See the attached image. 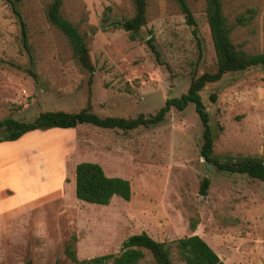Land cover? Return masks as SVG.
<instances>
[{"label": "rangeland", "instance_id": "obj_1", "mask_svg": "<svg viewBox=\"0 0 264 264\" xmlns=\"http://www.w3.org/2000/svg\"><path fill=\"white\" fill-rule=\"evenodd\" d=\"M50 1L14 3L25 48L8 3L0 0V120L30 121L39 112L86 106L98 117H146L185 93L190 79L214 71L204 0H185L195 35L172 0H145V25L135 41L119 25L132 15L129 0H62L60 14L83 34L94 66L87 84L65 38L44 18ZM220 1L233 25L231 43L248 54L264 52V0ZM249 9L247 23L235 25ZM149 33L158 62L144 44ZM200 95L215 134L213 154L264 161V67L225 75ZM200 134L188 104L181 112L170 108L153 127L123 132L82 124L31 132L6 146L8 155L0 153V264H77L63 253L71 239L81 261L116 255L125 238L141 232L167 246L194 234L224 264H264V183L206 165ZM80 162L127 180L129 200L113 197L106 206L76 200L73 168ZM202 178L209 180L204 196L198 193ZM142 252L138 264H154ZM169 258L182 264L173 247Z\"/></svg>", "mask_w": 264, "mask_h": 264}, {"label": "trees", "instance_id": "obj_2", "mask_svg": "<svg viewBox=\"0 0 264 264\" xmlns=\"http://www.w3.org/2000/svg\"><path fill=\"white\" fill-rule=\"evenodd\" d=\"M18 25L20 38L26 48L25 25L17 10L15 2L19 0H5ZM132 6V15L122 18L119 25L127 34L130 41L139 38V31L145 25V0H129ZM184 19V23L192 28L196 34L194 19L186 5L185 0H172ZM62 0H51L44 10L46 22L54 27L66 40L70 50V57L81 73L87 76L90 84L94 66L88 54V47L83 34L67 21L61 14ZM248 16L238 15L235 25H245L252 17V11L247 10ZM204 17L208 28L209 37L214 54V71L204 72L198 77L190 79L185 93L178 97L165 99L163 105L149 116L137 115L135 118L123 117H98L90 112L88 106L76 111H43L39 112L30 121H20L12 118L0 120V143H9L18 140L25 134L50 129L67 130L82 124L91 125L101 129L121 130L123 132L136 128H148L160 124L169 111L174 108L181 112L188 104L193 106L201 125V145L199 155L203 162L215 171L242 175L249 179L264 183V161L255 158H236L234 160L221 159L213 154V141L215 134L210 125L209 114L201 99V91L206 85L214 84L225 75L242 73L258 67H264V52L248 54L236 48L230 41L233 25H229L222 13L220 0H204ZM144 44L156 62L159 54L152 36ZM33 74H31L32 76ZM209 102L214 103L216 93H211ZM209 185L207 178H202L199 183L198 193L204 196ZM73 194L74 198L85 204L106 206L113 197L128 201L130 187L127 180L119 177H107L99 165L89 162L77 163L73 168ZM191 229L195 224H189ZM74 239L64 246V255L77 264H138L143 259V250L147 251L154 264H172L169 258V249L173 247L176 259L182 264H224L208 245L197 235H190L176 239L165 245L154 241L145 233L130 235L125 238L116 255H102L78 261L74 252ZM26 264H30L29 261ZM56 264V263H55Z\"/></svg>", "mask_w": 264, "mask_h": 264}, {"label": "crops", "instance_id": "obj_3", "mask_svg": "<svg viewBox=\"0 0 264 264\" xmlns=\"http://www.w3.org/2000/svg\"><path fill=\"white\" fill-rule=\"evenodd\" d=\"M36 132V131H35ZM21 138V137H20ZM20 138L18 139V140H20ZM18 140H16V141H13V142H9V143H0V153L1 154H4V155H2L3 157L5 156V155H8L7 154V151H5V147L6 146H12V145H14L15 143H17L18 142ZM7 148V147H6ZM0 172H1V168H0ZM2 173V172H1ZM1 185V184H0Z\"/></svg>", "mask_w": 264, "mask_h": 264}]
</instances>
